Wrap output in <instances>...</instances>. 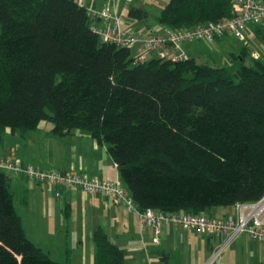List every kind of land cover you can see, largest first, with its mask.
I'll return each mask as SVG.
<instances>
[{
	"label": "trees",
	"instance_id": "trees-1",
	"mask_svg": "<svg viewBox=\"0 0 264 264\" xmlns=\"http://www.w3.org/2000/svg\"><path fill=\"white\" fill-rule=\"evenodd\" d=\"M237 12L233 0H168L156 21L180 30ZM91 24L74 0H0V143L6 128L24 134L43 120L57 134L84 130L105 144L140 210L204 214L260 199L264 57L244 45L223 64L136 62ZM249 27L264 47V23ZM93 241V264H127L102 230ZM0 264H59L27 238L2 169Z\"/></svg>",
	"mask_w": 264,
	"mask_h": 264
},
{
	"label": "crops",
	"instance_id": "crops-1",
	"mask_svg": "<svg viewBox=\"0 0 264 264\" xmlns=\"http://www.w3.org/2000/svg\"><path fill=\"white\" fill-rule=\"evenodd\" d=\"M74 1L86 8L114 7L127 26L144 31L162 29L156 19L168 2L133 0L124 6V0ZM131 8L142 11L143 16L130 15ZM97 24L104 26L102 21ZM225 38L236 39L227 34L212 42L199 41L202 48L198 51L192 49L196 42L185 43L183 51L198 62L215 63L219 62L212 53L224 52L222 63H227L230 54L238 55L244 47L225 54L228 48L223 41ZM246 39L254 48H246L249 56L257 53L261 57L258 47L262 44L253 27L246 30ZM6 159H18L40 168L73 171L87 178L121 181L116 163L104 143L80 129L57 134L47 120L40 121L35 129L24 134L6 128L0 143V160ZM7 174L13 204L27 238L59 264H93V233L99 229L123 251L127 264H208L212 250L224 239L222 233L207 235L192 228L162 223L159 239L155 241L151 227L140 228L136 213L110 197L86 194L79 187L56 188ZM204 214L235 217V204L211 207ZM263 255L264 244L242 233L210 264H262Z\"/></svg>",
	"mask_w": 264,
	"mask_h": 264
},
{
	"label": "built area",
	"instance_id": "built-area-1",
	"mask_svg": "<svg viewBox=\"0 0 264 264\" xmlns=\"http://www.w3.org/2000/svg\"><path fill=\"white\" fill-rule=\"evenodd\" d=\"M238 12L231 18L218 22L198 24L191 28L158 31L136 30L127 26L124 18L114 7L87 8L92 20L91 28L104 42L135 50L136 62L150 58L168 59L173 62L186 60L183 44L196 41L212 42L218 37L230 34L238 40L246 39V30L250 24L264 23V0H233ZM133 0H124L128 6ZM102 21L104 26L97 24ZM253 57H258L257 53ZM0 169L25 177L27 180L47 183L56 188L79 187L86 194L104 195L123 204L127 210L136 213L140 228L151 227L154 240L158 241L162 223H171L183 228H192L207 235L222 233L224 239L210 255L208 264L216 261L226 246L238 235L246 234L254 241L264 244V194L255 202L236 203L235 217L217 218L206 214L188 212L166 213L158 209L140 210L121 181L87 178L73 171H59L40 168L23 163L18 159L0 160ZM58 196L59 193L56 192ZM264 264V255L262 257Z\"/></svg>",
	"mask_w": 264,
	"mask_h": 264
},
{
	"label": "rangeland",
	"instance_id": "rangeland-1",
	"mask_svg": "<svg viewBox=\"0 0 264 264\" xmlns=\"http://www.w3.org/2000/svg\"><path fill=\"white\" fill-rule=\"evenodd\" d=\"M223 41L227 44V47H228V48H226L225 54H228L229 52H237L238 51V48L239 47H242L244 45L246 46V48H248V50H253L254 49L253 46L247 44L246 41H238L236 39H231V38H225V39H223ZM192 45H193V47H192L193 51H195V50L198 51L197 49L199 47L202 48V43L196 42V44H192ZM258 50L260 51L261 55L264 57V47L259 46L258 47ZM131 53L132 54L135 53V50H131ZM223 53L220 52V51H216V52L212 53L213 56L216 59H218L217 60L219 62L218 64H223L222 63ZM249 60H250V58H249V56H247L246 62H248ZM237 65H238V63H230L229 64V68L234 70L237 67Z\"/></svg>",
	"mask_w": 264,
	"mask_h": 264
}]
</instances>
